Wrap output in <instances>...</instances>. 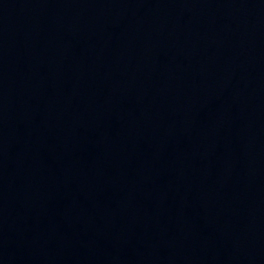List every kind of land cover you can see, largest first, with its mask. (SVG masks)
<instances>
[{
	"label": "water",
	"instance_id": "obj_1",
	"mask_svg": "<svg viewBox=\"0 0 264 264\" xmlns=\"http://www.w3.org/2000/svg\"><path fill=\"white\" fill-rule=\"evenodd\" d=\"M0 264H264V0H0Z\"/></svg>",
	"mask_w": 264,
	"mask_h": 264
}]
</instances>
